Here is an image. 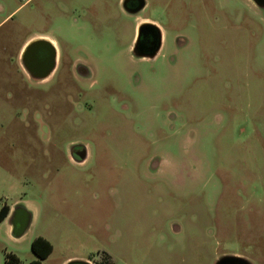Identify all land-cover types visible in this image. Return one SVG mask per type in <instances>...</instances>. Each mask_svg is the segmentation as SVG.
I'll return each instance as SVG.
<instances>
[{
  "label": "rangeland",
  "instance_id": "obj_1",
  "mask_svg": "<svg viewBox=\"0 0 264 264\" xmlns=\"http://www.w3.org/2000/svg\"><path fill=\"white\" fill-rule=\"evenodd\" d=\"M121 1L0 0V207L29 212L21 236L0 222V264L34 260L37 236L44 264H264V8ZM144 21L154 56L133 52ZM30 37L54 40L70 81L64 63L14 71Z\"/></svg>",
  "mask_w": 264,
  "mask_h": 264
},
{
  "label": "flooded vegetation",
  "instance_id": "obj_2",
  "mask_svg": "<svg viewBox=\"0 0 264 264\" xmlns=\"http://www.w3.org/2000/svg\"><path fill=\"white\" fill-rule=\"evenodd\" d=\"M123 1L124 0L121 1V5L123 4ZM140 1L142 0H127L125 2V8L123 7V5L122 7L126 12L133 13L139 10L137 8L140 4ZM143 1L145 6V0ZM148 23L153 24L151 22ZM30 42L25 44V46L21 47V50L18 53L16 52L17 61L13 65L15 72L19 71V74L23 76L24 79H31L36 82H41L46 80L50 75H52L53 72L58 68V65L64 63L65 80L70 81L72 77V62L68 61L66 59V56H64V62L62 61V59L60 58L61 52L59 51L56 44L54 45L51 41H49L50 44L37 43L36 45L27 48ZM160 45L161 33L159 35V32L155 27L147 26L146 28L142 29L140 33L139 42L137 43L136 47V53L142 57L150 56L151 54H156L158 52ZM48 70H50L49 74L46 77H42ZM75 71L77 73L83 72V70L78 67L77 69L75 67ZM79 149L80 147H78L76 150L72 149V153H77ZM222 264L250 263L246 260L243 262H239L238 260H226Z\"/></svg>",
  "mask_w": 264,
  "mask_h": 264
},
{
  "label": "water",
  "instance_id": "obj_3",
  "mask_svg": "<svg viewBox=\"0 0 264 264\" xmlns=\"http://www.w3.org/2000/svg\"><path fill=\"white\" fill-rule=\"evenodd\" d=\"M126 1L127 0H124L123 4H122L124 8H125V2ZM251 1L256 6L264 8V0H251ZM143 6H144V1L142 0V1H140V4L138 5L137 9H141ZM147 26L155 27L158 30L159 35H160V31L155 25L150 24V23H142L138 26V39H139V36H140L142 29L146 28ZM37 43L50 44V42L48 40L36 39V40L31 41L28 44L27 48H30V47L36 45ZM136 47H137V42L133 48V52L135 54H137L136 53ZM154 55L155 54L153 53L150 56H154ZM49 72H50V70H48L42 77H46L49 74ZM85 157H86V151H85L84 147L80 148V150L77 153L72 154V158L77 162L83 161L85 159ZM11 220H12L11 221L12 234L16 237L21 236L25 232V230L27 229L28 222H29V212L25 208L17 206L13 210ZM226 260H238L239 262L245 261L244 259H242L240 257H223L220 260H218V262L216 264H222ZM67 264H90V263L87 261H70Z\"/></svg>",
  "mask_w": 264,
  "mask_h": 264
},
{
  "label": "trees",
  "instance_id": "obj_4",
  "mask_svg": "<svg viewBox=\"0 0 264 264\" xmlns=\"http://www.w3.org/2000/svg\"><path fill=\"white\" fill-rule=\"evenodd\" d=\"M8 211L9 208L5 204L0 207V222H2L3 219L6 217ZM30 250L32 254L35 256V259L27 264H44L43 260H45L52 252V245L44 237L37 236L32 239L30 243ZM5 264H22V263L14 254H9L7 255V259L5 260Z\"/></svg>",
  "mask_w": 264,
  "mask_h": 264
},
{
  "label": "crops",
  "instance_id": "obj_5",
  "mask_svg": "<svg viewBox=\"0 0 264 264\" xmlns=\"http://www.w3.org/2000/svg\"><path fill=\"white\" fill-rule=\"evenodd\" d=\"M13 12L14 11H11V12H9L1 21H0V25H1V23H3L4 21H6L8 18H10V16L13 14ZM144 22H149V21H144ZM141 23V22H140ZM32 38H34V37H30V38H28V39H26L25 41H24V43H23V45H22V47L23 46H25V44H27L28 42H30L31 40H32ZM45 38H47L49 41H51L54 45H55V42H54V40L52 39V38H48V37H45ZM161 38H162V35H161ZM34 40V39H33ZM83 146H81L80 148H82ZM84 149H85V151H86V157H85V159L87 158V150H86V148L84 147ZM84 159V160H85ZM74 160V159H73ZM83 160V161H84ZM83 161H81V162H83ZM77 162V161H76ZM6 206H8V208H9V211H8V214L6 215V217L3 219V221H2V223H6V225H7V227H8V230H10V228H12V225H11V219H12V214H13V210H14V207H12L13 205H7V204H5ZM35 257V256H34ZM91 258V257H90ZM83 259V260H87V262H89V263H91L92 261H91V259ZM93 263V262H92Z\"/></svg>",
  "mask_w": 264,
  "mask_h": 264
}]
</instances>
